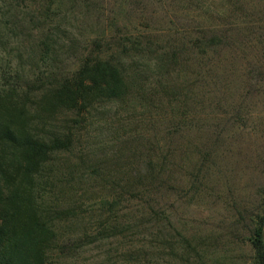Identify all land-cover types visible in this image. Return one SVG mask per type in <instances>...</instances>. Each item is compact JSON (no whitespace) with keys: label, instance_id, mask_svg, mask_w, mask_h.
<instances>
[{"label":"rangeland","instance_id":"1","mask_svg":"<svg viewBox=\"0 0 264 264\" xmlns=\"http://www.w3.org/2000/svg\"><path fill=\"white\" fill-rule=\"evenodd\" d=\"M122 52L149 54L121 59L147 69L151 104L103 101L43 124L80 120V142L51 164L117 176L85 173L66 188L51 264H251L246 238L264 193V0H0V79L48 86L88 53ZM163 53L174 58L165 68Z\"/></svg>","mask_w":264,"mask_h":264},{"label":"trees","instance_id":"2","mask_svg":"<svg viewBox=\"0 0 264 264\" xmlns=\"http://www.w3.org/2000/svg\"><path fill=\"white\" fill-rule=\"evenodd\" d=\"M145 55L149 54L122 52L117 57H103L88 53L74 71L62 74L48 86H22L17 80L1 78L6 83L0 86V264H51L49 257L59 246L53 221L66 215L58 200L71 183L89 173L84 169L88 166L50 163L51 155L70 152L80 142L75 127L80 120H72L75 126L47 128L43 124L68 112L79 117L103 101L151 104V95L144 88L147 69L126 68L122 60ZM162 55L165 68L174 58L172 55L165 62L169 55ZM18 70L15 67L14 78L19 77ZM38 89L41 93H36ZM169 90L174 96V87ZM89 174L103 179L117 177L103 167ZM262 199L260 211L250 218L246 238L253 252L251 264H264V193Z\"/></svg>","mask_w":264,"mask_h":264},{"label":"water","instance_id":"3","mask_svg":"<svg viewBox=\"0 0 264 264\" xmlns=\"http://www.w3.org/2000/svg\"><path fill=\"white\" fill-rule=\"evenodd\" d=\"M263 250H264V222H263Z\"/></svg>","mask_w":264,"mask_h":264}]
</instances>
